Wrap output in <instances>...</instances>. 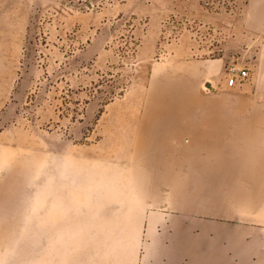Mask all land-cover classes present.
<instances>
[{"label":"rangeland","instance_id":"1","mask_svg":"<svg viewBox=\"0 0 264 264\" xmlns=\"http://www.w3.org/2000/svg\"><path fill=\"white\" fill-rule=\"evenodd\" d=\"M213 2L0 0V264H131L151 234L264 250L263 217L224 213L264 216V0ZM140 128L166 142L132 166Z\"/></svg>","mask_w":264,"mask_h":264},{"label":"crops","instance_id":"2","mask_svg":"<svg viewBox=\"0 0 264 264\" xmlns=\"http://www.w3.org/2000/svg\"><path fill=\"white\" fill-rule=\"evenodd\" d=\"M255 209L246 215H240L234 210H224V213L228 216L229 211H231L232 214H236L233 215L234 218L242 219L243 222L254 223L261 221L257 216L261 211ZM183 224L192 223L185 220ZM234 232L243 233L245 229H237ZM135 236H137V241L144 237L142 235ZM147 237L162 238L159 239L162 243L142 247V251L138 249V254L131 259V264H264V250H257V254L253 255L246 248L249 245L244 243L243 234L237 235L235 238H229L220 233L213 235L151 234ZM258 238L259 241H264V236L259 235ZM139 247L141 248V246ZM132 252L136 253V251Z\"/></svg>","mask_w":264,"mask_h":264},{"label":"bare ground","instance_id":"3","mask_svg":"<svg viewBox=\"0 0 264 264\" xmlns=\"http://www.w3.org/2000/svg\"><path fill=\"white\" fill-rule=\"evenodd\" d=\"M208 81V80H207ZM204 85V84H203ZM202 85V86H203ZM204 88V87H203ZM261 98V97H260ZM260 100V99H259ZM159 129L160 131H165V129L161 126H159ZM138 134H136L135 138L133 139V147L136 146L135 148H132L130 149L129 151V154L127 157L124 158L123 161L125 162H129L130 165H134L136 159L138 156H140L139 154L141 153L140 151L137 150V147H140L143 145V141H142V138L141 136H143L144 134L147 135L153 142L157 143V144H161L163 145V142L165 143L166 141L163 140V139H159L156 137V133L154 132H151L149 130H147L146 128H140L139 131L137 132ZM173 139V138H172ZM149 155V161L151 162H154V163H163V162H170L171 160L169 159H166L165 156L161 155V154H157L155 151H152L151 153H146ZM170 154V153H169ZM173 161V160H172ZM136 167L139 168V170H127V174H128V179L132 180V181H136V182H139V183H142V184H145L149 187H155V186H152L151 183L152 181L149 180L150 177L149 175H141L137 172H140V171H144L145 173L148 172V169L147 167H142L141 165H137ZM144 169V170H143ZM110 178V177H109ZM261 213V212H260ZM233 215H236V214H232L231 211H229L228 213V216L230 217H233ZM258 217H263L261 214H257ZM241 217V216H240Z\"/></svg>","mask_w":264,"mask_h":264},{"label":"built area","instance_id":"4","mask_svg":"<svg viewBox=\"0 0 264 264\" xmlns=\"http://www.w3.org/2000/svg\"><path fill=\"white\" fill-rule=\"evenodd\" d=\"M213 0H203V4L206 8L213 5ZM248 77V71L245 67L231 66L228 69L226 85L233 87L237 82L242 81Z\"/></svg>","mask_w":264,"mask_h":264}]
</instances>
